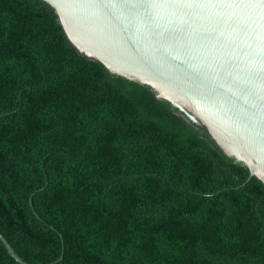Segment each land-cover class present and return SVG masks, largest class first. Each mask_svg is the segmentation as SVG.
I'll return each mask as SVG.
<instances>
[{
  "label": "trees",
  "instance_id": "1",
  "mask_svg": "<svg viewBox=\"0 0 264 264\" xmlns=\"http://www.w3.org/2000/svg\"><path fill=\"white\" fill-rule=\"evenodd\" d=\"M0 233L29 264H264V183L50 4L0 0Z\"/></svg>",
  "mask_w": 264,
  "mask_h": 264
},
{
  "label": "water",
  "instance_id": "2",
  "mask_svg": "<svg viewBox=\"0 0 264 264\" xmlns=\"http://www.w3.org/2000/svg\"><path fill=\"white\" fill-rule=\"evenodd\" d=\"M44 1L85 57L153 87L264 183V0Z\"/></svg>",
  "mask_w": 264,
  "mask_h": 264
}]
</instances>
